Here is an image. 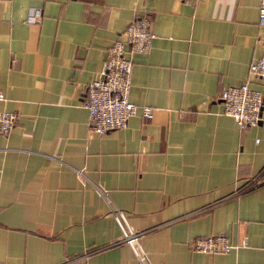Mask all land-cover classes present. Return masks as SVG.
<instances>
[{
    "label": "crops",
    "instance_id": "obj_1",
    "mask_svg": "<svg viewBox=\"0 0 264 264\" xmlns=\"http://www.w3.org/2000/svg\"><path fill=\"white\" fill-rule=\"evenodd\" d=\"M257 5L0 0V109L17 114L0 134V264H138L125 244L82 256L119 237L111 207L150 230L140 239L149 264H264V173L227 197L264 169V79L247 75L264 51ZM30 7L39 21H24ZM136 16L148 18L153 38L148 53L131 56L127 98L151 117L137 109L125 127L95 133L83 87ZM245 79L263 104L257 123L239 129L218 95ZM211 234L245 246L187 248Z\"/></svg>",
    "mask_w": 264,
    "mask_h": 264
},
{
    "label": "built area",
    "instance_id": "obj_2",
    "mask_svg": "<svg viewBox=\"0 0 264 264\" xmlns=\"http://www.w3.org/2000/svg\"><path fill=\"white\" fill-rule=\"evenodd\" d=\"M41 18L40 8L30 7L26 10L24 21L37 22ZM257 25L264 27V0H258ZM149 20L145 16H136L120 32V37L113 40L107 49L100 69L83 87L82 106L86 110V123L90 131L101 134L112 129L126 126L127 119L139 109L143 117H151V108L147 105H137L128 100L127 94L132 69L131 56L146 54L150 49L153 34L149 30ZM247 75L264 79V51L247 67ZM221 113L230 116L239 129L255 125L263 104V94L248 85L245 79L238 84H229L219 92ZM3 94L0 91V100ZM17 114L13 111L0 109V134L6 135L15 125ZM81 172H77L79 175ZM264 173L250 177L227 197L236 198L252 189L261 181ZM99 195L103 191L96 189ZM204 210L200 208L192 213ZM110 215L119 228L117 240L85 252L82 256L103 250L119 244L127 245L138 264H149L147 255L140 245V239L150 230H135L126 221L125 213L115 207L110 208ZM191 252L202 254H224L245 246L241 238L236 244L230 243L223 234H211L194 237L186 243ZM79 257V256H78ZM77 258V257H76ZM75 259V258H73ZM71 260L59 264H66Z\"/></svg>",
    "mask_w": 264,
    "mask_h": 264
}]
</instances>
